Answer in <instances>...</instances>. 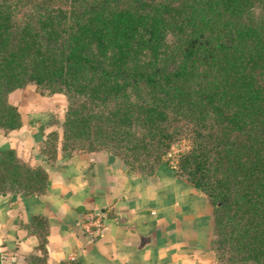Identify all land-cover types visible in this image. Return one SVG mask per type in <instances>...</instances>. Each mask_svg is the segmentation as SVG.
Returning <instances> with one entry per match:
<instances>
[{"label": "trees", "instance_id": "1", "mask_svg": "<svg viewBox=\"0 0 264 264\" xmlns=\"http://www.w3.org/2000/svg\"><path fill=\"white\" fill-rule=\"evenodd\" d=\"M29 84L67 98L64 144L126 164L170 170L191 124L178 169L212 208L214 256L230 244L229 262L264 264V0H0L1 132L26 122L9 96ZM48 191L43 168L0 149L1 195ZM31 227L39 254L23 260L48 264L46 216Z\"/></svg>", "mask_w": 264, "mask_h": 264}, {"label": "crops", "instance_id": "2", "mask_svg": "<svg viewBox=\"0 0 264 264\" xmlns=\"http://www.w3.org/2000/svg\"><path fill=\"white\" fill-rule=\"evenodd\" d=\"M42 112L29 115L41 118ZM38 125L26 121L17 130L0 131V149H12L30 167L43 168L49 181V191L40 196L0 194V264H6L5 254L15 256V264L39 254L31 221L42 215L48 222V264H215L212 208L187 181L164 169L137 177L116 156L69 154L60 142L50 160ZM97 212L104 231L92 239L86 219Z\"/></svg>", "mask_w": 264, "mask_h": 264}, {"label": "rangeland", "instance_id": "3", "mask_svg": "<svg viewBox=\"0 0 264 264\" xmlns=\"http://www.w3.org/2000/svg\"><path fill=\"white\" fill-rule=\"evenodd\" d=\"M22 92H12L11 100L9 102L17 103L22 111L23 115H28L24 117L25 121L30 123L31 125L36 123L42 125V130H44V140L43 147L46 145H56L57 143H61L67 147V153H88L86 149L77 150L76 148H71L70 143H65L63 141V124L65 121L66 111L68 109V101L64 94L62 93H51L47 90L41 89L33 84H29L24 86L22 89H19ZM24 90V91H23ZM15 93V94H14ZM35 109L43 111V114H40L42 117L37 118L29 115ZM38 119V120H37ZM43 121V124L39 123V120ZM38 125V126H39ZM182 133L176 138V140L172 143L170 150H168L167 154L163 156L162 161L168 162L170 171L172 175L179 177L181 180H185L188 182V178L186 175L182 174L178 169V158L183 152H187L193 145V136L192 125L186 123L185 121L181 122ZM60 133V135H59ZM61 137V139H60ZM60 139V140H59ZM89 154L96 155H113L111 148H96L94 152H89ZM124 165L126 170L134 176L142 177L149 176L155 173H158L159 166L156 164H151V162H147L148 158L145 156H139L138 160H131L133 164L125 163L121 155L116 156ZM166 170V169H164ZM191 185V184H190ZM207 199V198H206ZM208 200V199H207ZM213 230V228H212ZM216 234L213 233V238L216 237ZM231 246L230 244L226 245V248L223 251H220L218 256L215 257V264H253L252 262H229V256L231 254Z\"/></svg>", "mask_w": 264, "mask_h": 264}, {"label": "built area", "instance_id": "4", "mask_svg": "<svg viewBox=\"0 0 264 264\" xmlns=\"http://www.w3.org/2000/svg\"><path fill=\"white\" fill-rule=\"evenodd\" d=\"M87 233L90 238L96 239L100 237L104 231V221L103 216L97 212L90 214L86 219ZM2 262L6 264H15V256L13 255H3L1 257Z\"/></svg>", "mask_w": 264, "mask_h": 264}, {"label": "water", "instance_id": "5", "mask_svg": "<svg viewBox=\"0 0 264 264\" xmlns=\"http://www.w3.org/2000/svg\"><path fill=\"white\" fill-rule=\"evenodd\" d=\"M114 157L113 156H109V160L113 159Z\"/></svg>", "mask_w": 264, "mask_h": 264}]
</instances>
